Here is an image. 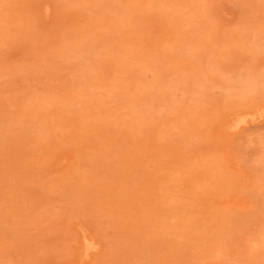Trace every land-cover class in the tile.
Masks as SVG:
<instances>
[{"label": "rangeland", "instance_id": "obj_1", "mask_svg": "<svg viewBox=\"0 0 264 264\" xmlns=\"http://www.w3.org/2000/svg\"><path fill=\"white\" fill-rule=\"evenodd\" d=\"M0 264H264V0H0Z\"/></svg>", "mask_w": 264, "mask_h": 264}, {"label": "bare ground", "instance_id": "obj_2", "mask_svg": "<svg viewBox=\"0 0 264 264\" xmlns=\"http://www.w3.org/2000/svg\"><path fill=\"white\" fill-rule=\"evenodd\" d=\"M87 242V241H86ZM90 247V246H89Z\"/></svg>", "mask_w": 264, "mask_h": 264}]
</instances>
